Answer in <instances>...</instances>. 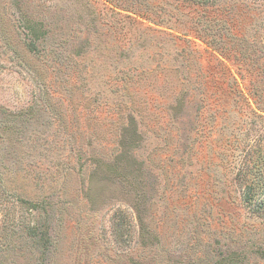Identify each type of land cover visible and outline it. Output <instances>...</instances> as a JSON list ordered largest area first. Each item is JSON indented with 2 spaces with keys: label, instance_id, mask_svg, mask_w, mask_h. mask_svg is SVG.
Here are the masks:
<instances>
[{
  "label": "rangeland",
  "instance_id": "374dc122",
  "mask_svg": "<svg viewBox=\"0 0 264 264\" xmlns=\"http://www.w3.org/2000/svg\"><path fill=\"white\" fill-rule=\"evenodd\" d=\"M36 22L47 30L37 40ZM126 72L139 89L129 102L145 117L122 152L124 120L113 113L130 110L115 95ZM246 72L264 84V0H0V264H161L178 262L183 243L210 260L201 227L186 231L205 206L211 231L230 230L226 246L243 236L235 228L264 238L238 189L217 201L200 172H212L235 127L227 86L247 85ZM179 86L220 96L217 119L202 116L201 140L197 98L169 118ZM132 189L150 201V218L139 212L147 238L135 214L112 202Z\"/></svg>",
  "mask_w": 264,
  "mask_h": 264
},
{
  "label": "trees",
  "instance_id": "16d2710c",
  "mask_svg": "<svg viewBox=\"0 0 264 264\" xmlns=\"http://www.w3.org/2000/svg\"><path fill=\"white\" fill-rule=\"evenodd\" d=\"M192 1L205 4L212 0ZM24 23L30 25L35 22L24 19ZM46 32L47 30L44 29L43 23L36 22L33 38L35 40L41 39L45 36ZM168 70L176 74L178 73L177 69L169 68ZM147 71L148 70L145 69L140 70L141 74L137 75L142 76L147 74ZM126 73L127 75L124 76V78L121 77L116 84L115 95L120 97L124 106L129 107L130 110L123 114H118L117 112L113 113L116 119L118 118L121 122L124 120L117 131L119 137L118 145L124 146L120 149L122 152L124 149L130 150L132 146H134V139L141 130V120L145 117V115L142 116L140 112L132 106L131 102H129L132 96H136L139 89L135 86V81L133 80L135 74L133 72ZM260 73H262V71ZM258 75V73L249 74L247 72L245 74H240L239 77L242 82L247 78V85L245 84L240 88L236 86L235 78L228 83L227 92L230 96V100L227 104L229 109H224L227 112V118L231 117L232 121H234L235 127L228 132L226 142L223 145L218 144L219 149L214 152V167L211 165L213 168L212 172L204 173L203 168H200V172L211 176V179H213L210 186L213 190L212 195L216 197L217 201H229L231 196L230 191L236 188L239 192V205L248 208L251 213L256 212V216L260 218L261 223L264 224V84L255 83ZM252 79L254 80L252 81ZM195 98L199 100V104L196 109L198 123L194 134L195 136H200L201 140L203 137L202 135L205 134V123H203L202 116L208 115L209 117H215L217 119L219 109L222 106V102L219 99L220 96L213 95V92H209L208 88L205 87H174L171 100L166 110L170 120L174 121L175 116L178 115L180 111L184 110L189 100H195ZM219 119H221V114L219 115ZM226 127H228L227 124H225L222 129ZM201 143L202 141H200V144ZM188 144V149H191L192 143ZM188 165L190 166V164ZM191 174V169H188L187 175ZM112 202L124 205L135 214L139 238L149 237L148 229L146 231L139 218L141 209L145 210V217L150 218L147 214L150 213L151 206L146 196H138L132 189L126 196L119 195L114 198ZM120 213L121 215L123 214L122 212ZM201 214L203 218L194 219L191 217V219H189L190 222L186 227V231L193 228L192 232H194L197 225L201 227V230L204 231L206 235L204 238V246L208 248L212 247V250H210L211 259L208 260L205 256L202 257V252L200 253L199 250H192L189 252L187 249L188 246L183 243L182 249L176 247L177 252H175V254L173 252L175 257H179L178 262L169 261V259L161 260V258H158L156 263L161 260V264H264V238H262L260 234L254 233L252 235H244L240 233L241 228L237 227L238 229H236V226H233V228H235L233 230L243 236L237 241L236 247L226 246L225 243L228 244L230 240V230L225 228L223 223L221 226L225 229L210 230V224L208 220H206L205 215H209L213 218L211 207L205 206ZM124 219L125 218H123V220ZM190 223L192 224L191 227ZM142 230H145L146 234H143ZM221 239L226 240V242L221 244ZM169 248L170 247H168V249ZM140 249L142 253L148 252V255H150L149 251H151V248L146 244L140 242ZM140 257L144 259L145 264H148L150 259H146L148 258L147 256Z\"/></svg>",
  "mask_w": 264,
  "mask_h": 264
}]
</instances>
